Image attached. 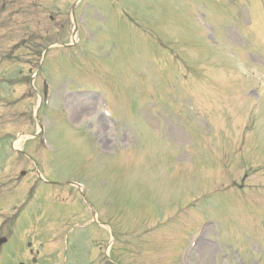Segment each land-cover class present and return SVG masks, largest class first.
<instances>
[{
    "label": "rangeland",
    "instance_id": "rangeland-1",
    "mask_svg": "<svg viewBox=\"0 0 264 264\" xmlns=\"http://www.w3.org/2000/svg\"><path fill=\"white\" fill-rule=\"evenodd\" d=\"M77 1L0 0V136L38 133V107L49 142L0 145V264H180L200 221L188 264H264V0Z\"/></svg>",
    "mask_w": 264,
    "mask_h": 264
},
{
    "label": "bare ground",
    "instance_id": "bare-ground-1",
    "mask_svg": "<svg viewBox=\"0 0 264 264\" xmlns=\"http://www.w3.org/2000/svg\"><path fill=\"white\" fill-rule=\"evenodd\" d=\"M108 105V104H107ZM109 107V106H108ZM110 112V111H109ZM111 113V112H110ZM102 128V127H101ZM100 134H101V132H100ZM19 146H20V144H19ZM205 235V234H204ZM204 235H203V237H204ZM203 237H202V239H203Z\"/></svg>",
    "mask_w": 264,
    "mask_h": 264
}]
</instances>
